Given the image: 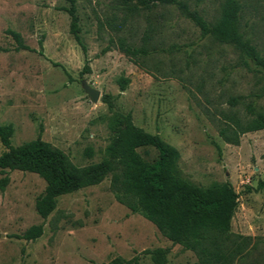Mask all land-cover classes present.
Segmentation results:
<instances>
[{
  "label": "rangeland",
  "instance_id": "rangeland-1",
  "mask_svg": "<svg viewBox=\"0 0 264 264\" xmlns=\"http://www.w3.org/2000/svg\"><path fill=\"white\" fill-rule=\"evenodd\" d=\"M183 1L208 22L220 17L225 2ZM238 1L241 29L264 55V0ZM64 6L68 0H0V124L13 126L12 145L41 136L77 165L99 161L113 135L102 97L117 96L119 111L131 112L137 126L179 150L177 167L185 179L233 185L238 205L231 231L248 237L233 264H264V128L244 133L239 144L219 135L222 111L246 117L248 103L264 109V97L256 96L261 67L203 35L177 7L145 8L140 0H76L84 53ZM8 30L19 32L29 49H15ZM146 33L151 55L135 64L116 42L124 37L140 46ZM120 75L130 79L125 90L117 83ZM83 81L100 90L98 101L90 100ZM232 96L240 97L234 108ZM5 149L0 141V154ZM137 151L149 162L158 157L151 145ZM8 174L0 190V264H156L145 250L158 247L169 249L167 264H199L192 250L172 243L115 198L110 174L62 195L46 219L35 208L44 179L18 169ZM42 222L38 238L15 236Z\"/></svg>",
  "mask_w": 264,
  "mask_h": 264
},
{
  "label": "trees",
  "instance_id": "trees-1",
  "mask_svg": "<svg viewBox=\"0 0 264 264\" xmlns=\"http://www.w3.org/2000/svg\"><path fill=\"white\" fill-rule=\"evenodd\" d=\"M64 6L70 17V30L84 53L86 46L81 39V27L77 14L76 0H68ZM145 8L157 4L177 7L186 17L193 20L203 35L233 46L241 55L249 57L264 72L262 55L241 29L238 0H225L221 15L214 22H208L196 9H191L183 0H140ZM131 9V8H130ZM133 10L139 8L135 5ZM15 40V49H29L19 32L8 30ZM151 35L143 36V44L136 46L124 37H119L116 46L135 64L144 65V59L151 55L147 45ZM110 46L103 49L106 52ZM247 64V62H245ZM89 66L85 65L84 71ZM130 79L120 75L117 83L125 90ZM264 97V81L258 93ZM238 96L231 97V107L239 102ZM111 114L107 124L113 135L99 161L77 165L62 149L38 136L12 145L13 126L0 124V141L5 150L0 154V190H5L10 181L9 170L37 173L45 181L44 190L36 197L35 208L46 219L56 208L59 198L83 187L100 183L111 175V190L115 198L132 212L141 213L174 244L192 250L199 264H233L248 237L235 235L231 231V219L237 209L238 193L229 181L215 182L202 186L185 179L178 170L179 150L164 140L159 133H151L137 126L131 112L116 108L117 96L103 95ZM247 115L237 110L222 111L220 137L229 143L239 144L240 137L247 132L264 128V109L256 110L247 104ZM151 145L158 151L155 161L149 162L137 151L140 146ZM219 153L221 146L216 144ZM264 181L260 182V187ZM43 222L33 224L16 237L34 240L42 235ZM156 264L168 263V248L146 249Z\"/></svg>",
  "mask_w": 264,
  "mask_h": 264
},
{
  "label": "water",
  "instance_id": "water-1",
  "mask_svg": "<svg viewBox=\"0 0 264 264\" xmlns=\"http://www.w3.org/2000/svg\"><path fill=\"white\" fill-rule=\"evenodd\" d=\"M83 87L88 94L90 100L96 102L99 100L101 92L99 89L90 86L86 81H83Z\"/></svg>",
  "mask_w": 264,
  "mask_h": 264
}]
</instances>
